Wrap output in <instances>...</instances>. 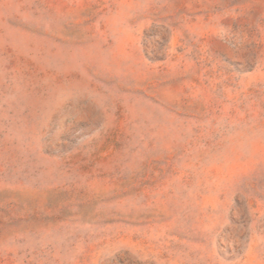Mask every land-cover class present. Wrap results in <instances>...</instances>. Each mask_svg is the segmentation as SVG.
Instances as JSON below:
<instances>
[{"label":"rangeland","instance_id":"rangeland-1","mask_svg":"<svg viewBox=\"0 0 264 264\" xmlns=\"http://www.w3.org/2000/svg\"><path fill=\"white\" fill-rule=\"evenodd\" d=\"M0 264H264V0H0Z\"/></svg>","mask_w":264,"mask_h":264}]
</instances>
